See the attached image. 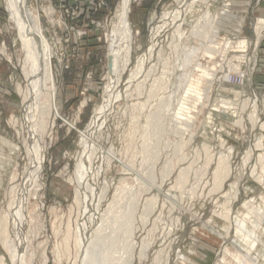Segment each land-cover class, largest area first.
I'll use <instances>...</instances> for the list:
<instances>
[{
	"label": "rangeland",
	"instance_id": "obj_1",
	"mask_svg": "<svg viewBox=\"0 0 264 264\" xmlns=\"http://www.w3.org/2000/svg\"><path fill=\"white\" fill-rule=\"evenodd\" d=\"M192 1H133L130 13L133 29L131 60L122 81L126 82L131 72L135 71L137 65L143 60L142 73L139 75L140 79L138 78L136 81L142 82L143 93L141 92L140 95H143L136 97L137 95L134 94L131 99L120 101L103 129V132L105 131L109 135L106 143L109 157L104 162L106 164L101 180L111 185H109V193L107 192L103 198L105 201H101L100 208L102 212L106 210L105 207L108 208L118 186L123 187L122 185L126 184L123 188L136 195L137 206H135L134 219L137 225H134L136 232L133 233L132 241L137 246L134 244L135 248L133 256L130 257V264H239L236 255L240 254V249L237 245L243 249L245 247L243 241L239 240L235 234L237 230L235 217L239 218L241 216L239 214L246 211L243 204L248 201L254 208L259 209L258 214L263 217L260 227L256 228L258 231L256 239L255 241L251 240L249 245L252 251L250 257L253 259L246 260L245 264H264V170H262L264 166V130L261 127L264 126V32L260 40H256L257 36L255 35L257 21L264 20V0H207L208 5L198 3L193 7L190 4ZM107 2L112 5L110 6L112 9L105 14L106 12H95L94 6L93 8L88 6L90 4L88 0H66L64 7L59 6L56 0H27L28 9L37 17L40 31L49 49L50 67L53 74V82L50 86L53 91V106L46 119L45 164L43 173L40 175V183L38 182L39 187H31L23 197L22 183L26 175L31 172V157L24 135L21 134L23 132L19 121L23 109V97L20 89L25 86L24 74L21 70L24 53L21 49V39L18 38L16 27L5 8L4 0H0V225H2L3 219L5 222V219L8 218L11 208L23 200L21 209L24 230L21 232V240L24 239L22 250L25 253V258L20 264H77L78 225L82 223L88 207L86 198L84 199L85 195L83 196L84 192L79 190L73 180L74 169L78 162L75 154L80 151L81 134L104 102V93L108 84L106 77L110 50L109 37L117 21L116 16L121 0H107ZM75 6H79L78 10ZM174 11L175 13L176 11L183 12V17L184 15L185 17H181L182 20L178 18V21H173ZM207 12L212 18L215 17V32L219 33L216 35L218 38L215 36L214 39L210 34L209 38L207 37V40L210 39L209 41L203 40V38L198 39L193 35L194 30L199 26L196 22L202 25L204 14ZM167 13H171V17L164 20V15ZM165 23L166 25H164ZM175 29L179 35L177 33L175 35ZM178 36H180L179 39ZM227 40L232 41V45L229 47L225 45ZM243 40L248 41V44L251 43L246 55L241 53L242 49L239 48V51L236 48ZM214 46L216 47L214 57L203 51L208 47L214 48ZM175 48L177 49L175 50ZM192 49L199 51L193 53L189 60L191 64L188 62L189 66L186 68L183 64V54ZM219 51L222 53L219 54ZM222 57L225 58V61ZM221 66L222 68H220ZM148 72L150 74L146 76ZM212 72L214 73L212 74ZM248 73L252 78L250 86L245 83ZM159 75H162L163 80ZM156 79L158 83L155 81ZM145 81L146 84L143 83ZM189 81H192V84ZM181 82L183 83L181 84ZM143 84L146 85V88ZM152 84L157 86V90H154L156 93L155 96L153 93L154 97L150 95L151 98L149 91L154 86ZM225 84L230 85L226 86ZM195 85H200L198 87L201 89L202 99L198 96H193V98L191 96L193 94H189L190 89L193 90ZM222 86L224 87L222 88ZM240 88L244 90L242 93H240ZM164 96L165 98L170 97L171 100V106L165 115V119L168 121L162 120L165 122L161 123L163 130L158 128V133L155 131L154 133L151 132L153 131L151 127L145 126L147 125L145 124L147 123L146 119L152 111L154 113L155 109H158V104ZM188 96L193 98L190 99L191 101L189 100L192 103L189 102V105L191 107L194 105V110L188 106L192 111L191 118H196L187 125L189 128L192 126L191 129L186 125L183 128V122L175 118L180 105L185 101L182 99L190 98ZM195 98H199L201 101L198 99L197 103ZM234 98L246 104L241 126L231 125L228 118L234 115V110L231 107L230 110L227 109L226 105L222 103L229 100L234 103ZM148 99L151 102L147 103ZM138 103L146 108L143 106L142 108L138 107L137 110L132 109V106L139 105ZM223 105L226 109L222 108ZM178 106L179 108H176ZM254 106H256L257 114L255 121L251 122L248 115ZM194 112L197 113L194 114ZM17 118L19 120L15 121ZM143 127H146L145 130L149 128L146 130L147 133L146 131L144 133ZM176 128L184 131L181 130L180 135L176 136L175 133L177 134L179 130ZM169 130H171L170 133ZM145 134L147 135L145 136ZM153 134L157 135L152 136ZM101 136L103 137L102 133L96 134L95 139L100 141ZM144 136L147 139L149 137L148 140L151 141V144L149 141L147 143ZM156 137L160 142L156 141ZM189 137L190 139H188ZM146 145L150 147L151 153ZM201 146L203 149L200 148ZM193 147L195 150L197 149L198 154L193 151ZM145 149L148 150L146 151L148 153H145ZM174 151H179L181 154ZM193 152L195 155L192 154ZM209 153L214 157H210ZM227 154H231L229 155L231 160L229 159V163H227V166H230H228L229 175L224 180L222 188L217 190L214 175L218 163L217 158ZM199 155L200 157H198ZM182 156L185 160L182 159ZM260 156H262L261 159ZM181 160L182 162H179ZM187 167H190L191 170L189 169L185 186L183 185L180 189L177 186L179 173ZM149 176L153 179H151L150 186L145 185L147 183L145 180ZM254 178L255 180H253ZM178 188L180 191L182 190L181 193ZM139 193L141 195H138ZM167 193L170 195L169 201L170 199L175 200L173 209L170 205L171 202L165 201ZM226 194L228 198H232L229 199L228 206H225L227 210L223 205L224 199L222 198ZM219 198L221 199L219 200ZM219 203H222V206ZM148 204L151 205L150 213L148 212L145 218L143 215H145ZM18 207L20 206H14V209ZM231 209L233 215L230 224L225 220L224 211ZM251 220L254 221V218ZM170 222L172 226H169ZM2 226H0V264H11V257L18 250H15L13 242L16 230L10 220H7L6 229ZM229 230L231 231L228 237ZM4 241H6V246ZM144 249L145 251L142 253ZM139 253L142 254L141 257H139ZM155 257L158 259L157 262H155Z\"/></svg>",
	"mask_w": 264,
	"mask_h": 264
},
{
	"label": "bare ground",
	"instance_id": "obj_2",
	"mask_svg": "<svg viewBox=\"0 0 264 264\" xmlns=\"http://www.w3.org/2000/svg\"><path fill=\"white\" fill-rule=\"evenodd\" d=\"M134 0H121L120 6H119V10L116 16V23L114 24L113 27V32L111 33L110 37H109V41H110V50H109V57H108V73H107V77H106V81L108 82L106 89H105V93H104V102L103 104L99 107V109L94 113V117L91 120V122L89 123V125L87 126V128L83 131V133L81 134V138H80V143H79V147H80V151L77 152L75 155L77 157V165L75 166L74 169V176H73V180L74 182L77 184V187L79 188V190L83 193V196L85 195L84 199L86 198V204L88 207V211L84 214V219L82 220V223H79L78 225V234H77V245H78V255H77V264H130V257L131 255L133 256L132 253H134L133 249L135 248L134 244L132 241L133 238V233L135 231L134 229V225L137 223H135V209L137 206L136 205V195H134V193L128 192V190H125L123 187H125V185H122L123 187H119L116 189V193L114 196L113 201H111V204L109 203L108 208H104L106 209L105 211L102 212L100 205H101V201L103 200L104 196L107 195L109 185L106 182H103L101 180L103 171H104V162L108 160V153L109 150H106V143L108 141L109 135L104 131L103 129L106 127L107 125V121L108 118L111 117L110 115H112L113 110L116 108V105H118V103H120V101H126L129 100L133 97V95H137L136 97H140L142 95L141 92L142 90V82H136L137 79L139 78V75H141L142 73V69H143V65L144 63L142 61H140L141 63H139V65H137L136 70L131 72L129 78L127 79L126 82L122 81V77L125 74L130 60H131V41L133 38V29L131 26V21H130V13H131V7L133 4ZM207 0H193L191 4V6L193 7V5H197L198 3H200L201 5H204L206 3ZM185 2V1H184ZM191 2V1H190ZM212 2V1H211ZM210 3V2H208ZM4 5L6 10L8 11L11 20L13 21L15 27H16V32L18 35V38L21 39V43H22V51L24 53V60L23 62V68H21V70H23V76H24V84L25 86L23 88L20 89V93L22 94L23 97V104H22V115L20 120L17 118L15 119V121H20L21 122V131L24 135V140L28 146V152L30 154V173H28L26 175V177L23 180L22 183V194L23 197L27 194V192L29 191V189L31 187H39L38 182L40 183V175L43 173V169H44V160H45V141L44 138L46 136V132H47V122L46 119L48 118V116L50 115V110L52 108V96H53V91L52 88L50 87L52 84V80H53V74H52V68L50 67V54L48 53L49 49L47 46L46 41H44V38L42 36V33L40 31V27H39V21L37 22V17H35L33 15V13L28 9V3L27 0H4ZM208 5L207 3L205 4V6ZM190 6V8H191ZM181 7V6H179ZM212 7V6H211ZM182 8V7H181ZM186 8V5H185ZM189 8V11H191ZM207 8V7H206ZM179 9V8H178ZM177 10V9H176ZM193 11V10H192ZM195 11V10H194ZM201 11V10H200ZM172 12V11H171ZM175 13V11L173 12ZM187 13V11L185 12V14ZM163 16V13H162ZM191 16V15H190ZM202 16V15H201ZM168 17H171V13H167L164 15V20H166ZM183 17V12H177L173 15L172 14V18L173 21L175 20H179L178 18ZM185 17V15H184ZM183 17V18H184ZM171 18V21H172ZM181 18V20L183 19ZM201 18V17H200ZM199 18V19H200ZM204 21H203L200 25L198 22H196L199 26H197V29L194 30L193 35L196 36L198 39H202L207 40V37L211 34L214 39V37L219 33H216V24H215V17H211L210 13L207 12L206 14H204L203 17ZM205 22V23H204ZM172 23V22H171ZM175 23V22H173ZM172 23V24H173ZM182 23V21H181ZM195 24V25H197ZM166 25V23L164 24ZM181 27V25H179ZM256 29H255V35L257 36L256 40H260V38L263 35L264 32V20H259L257 21V25H255ZM178 27V26H177ZM194 27V26H193ZM196 27V26H195ZM160 28V27H159ZM165 28V27H164ZM179 28V27H178ZM177 28V29H178ZM157 29V28H156ZM176 30L175 35H177L178 31ZM177 33V34H176ZM179 35V34H178ZM185 35V34H184ZM186 36V35H185ZM180 36H178L179 39ZM175 38V37H174ZM187 38V37H186ZM205 38V39H204ZM209 38V37H208ZM216 38H218V36H216ZM187 40V39H186ZM218 40V39H217ZM224 40V39H222ZM252 40V39H251ZM175 41V40H174ZM180 41V40H179ZM232 42V41H231ZM230 41H225V45L226 46H231L232 43ZM258 42V41H257ZM256 42V43H257ZM177 43V42H176ZM179 45V43H177ZM198 44V43H197ZM196 44V45H197ZM249 44H251L249 42ZM248 41L246 42L245 40L240 41L239 45L236 47L237 50L242 49L241 53H245L247 50L249 51V45ZM258 44V43H257ZM204 45V44H203ZM210 45V43L208 44V46ZM175 46H177L175 44ZM173 46V47H175ZM188 46V45H187ZM216 46V45H215ZM214 46V48H210L208 47V49H204L203 51H205L206 54L213 56L214 55V51L216 50V47ZM221 46V45H220ZM224 46V47H226ZM252 46V45H251ZM170 47V46H169ZM185 47V45H184ZM190 47V46H189ZM213 47V46H211ZM219 47V46H218ZM202 48V47H201ZM227 48V47H226ZM232 48V47H230ZM235 48V50H236ZM253 48V47H252ZM177 48H175L176 50ZM179 49V48H178ZM189 49V48H187ZM225 49V48H224ZM233 49V48H232ZM185 50V49H184ZM236 50V51H237ZM179 51V50H178ZM198 52V49H192L188 52H185L184 55V61L183 64L184 66H189L188 64L190 63V59L193 56L194 52ZM222 51V49H221ZM234 51V50H232ZM231 51V52H232ZM240 51V50H239ZM251 51V50H250ZM182 52H184L182 50ZM216 52V51H215ZM223 52V51H222ZM219 51V54L222 53ZM176 53V51H175ZM224 53V52H223ZM217 54V53H216ZM215 54V56H216ZM159 56V54H158ZM224 56V55H223ZM238 56V55H237ZM180 57V55H179ZM214 57V56H213ZM181 58V57H180ZM196 58V57H194ZM210 58V56H209ZM224 58V57H222ZM226 58V56H225ZM225 58L223 61H225ZM236 58V57H235ZM238 58V57H237ZM236 58V59H237ZM241 58V57H240ZM250 58V57H249ZM232 59V58H231ZM145 60V59H144ZM180 60V59H179ZM227 60V58H226ZM233 60V59H232ZM241 60V59H240ZM231 61V60H230ZM242 61V60H241ZM249 61V60H248ZM247 61V62H248ZM189 62V63H188ZM222 62V61H220ZM219 62V63H220ZM167 63V62H166ZM177 63V61H176ZM194 63V61L192 62V64ZM218 63V62H217ZM244 63V62H243ZM191 64V63H190ZM201 65V64H200ZM252 65V64H251ZM199 66V63H198ZM249 66V65H248ZM166 67V65H165ZM164 67V68H165ZM168 67V66H167ZM181 67V66H180ZM163 68V71L166 69ZM199 69V67H197ZM217 68V67H216ZM219 68V66H218ZM217 68V69H218ZM222 68V66L220 67ZM251 68V67H250ZM181 69V68H179ZM185 69V68H184ZM190 69V68H189ZM213 69V68H212ZM167 70V69H166ZM182 70V69H181ZM187 70V69H186ZM201 70V69H200ZM199 70V71H200ZM203 71V70H202ZM247 71V70H246ZM151 72V70H150ZM150 72H148V74H146V76L150 74ZM221 72V71H220ZM165 72H163L164 74ZM205 72H203L204 74ZM214 72H212L213 74ZM245 73V72H244ZM152 74V72H151ZM162 74V73H161ZM187 74V73H186ZM185 74V75H186ZM202 74V73H200ZM209 74V73H208ZM216 74V73H215ZM165 75V74H164ZM205 75V74H204ZM219 75V74H218ZM241 75V74H240ZM244 75V74H243ZM144 76V77H146ZM160 76V75H159ZM162 76V75H161ZM160 76V78H162ZM201 76V75H200ZM207 76V74H206ZM227 76V75H226ZM141 77V76H140ZM164 77V76H163ZM187 77V76H186ZM196 77V76H195ZM199 77V76H198ZM213 77V76H212ZM211 77V78H212ZM218 77V76H217ZM225 77V76H224ZM149 78V77H148ZM183 78V77H182ZM202 78V77H201ZM204 78V77H203ZM220 78V77H219ZM218 78V80H219ZM222 78V77H221ZM140 79V78H139ZM144 79V78H143ZM159 79V78H158ZM205 79V78H204ZM227 79V78H226ZM247 81L245 82L247 86L251 85L252 82V78H251V74L248 73L247 76ZM145 80V79H144ZM147 80V78H146ZM163 80V78H162ZM186 80V79H184ZM192 80V79H191ZM195 80V79H193ZM192 80V81H193ZM210 80V78H209ZM213 80V78H212ZM224 80V79H223ZM222 80V82H223ZM140 81V80H139ZM142 81V80H141ZM148 81V80H147ZM157 82V79L155 80ZM160 81V80H158ZM192 81H189L192 84ZM197 81V80H196ZM203 81V80H202ZM161 82V81H160ZM186 82V81H185ZM198 82V81H197ZM144 84H146V81L143 82ZM154 83V82H153ZM158 83V82H157ZM183 82H181L182 84ZM219 83V82H218ZM229 83V82H228ZM242 83V82H241ZM143 84V86H144ZM156 84V83H155ZM196 84V82H195ZM217 84V83H216ZM154 85V84H152ZM180 85V84H179ZM208 85V84H207ZM212 85V82L210 83V86ZM226 86L230 85V84H225ZM168 86V85H167ZM196 87L193 88V90H191L190 88V93L187 91V93L189 94H193L191 95L192 97H200L201 98V89L199 88L200 85H195ZM199 86V87H198ZM18 87V86H17ZM146 88V85L144 86ZM153 88L149 91V96L151 95L152 97H154L156 95V93L154 92V90L156 89L157 86H152ZM190 87V84H189ZM224 86H222L223 88ZM237 87V86H236ZM241 87V86H239ZM144 88V90H145ZM218 88V87H217ZM166 89V87H165ZM157 90V89H156ZM164 90V87H163ZM208 90V89H207ZM241 90V88H240ZM204 91V89H203ZM244 90H241L240 93H242ZM165 92V91H164ZM183 92V91H182ZM185 92V90H184ZM212 92V91H211ZM143 93V92H142ZM153 93L154 96H153ZM166 93V92H165ZM162 94V93H161ZM209 94V93H208ZM239 94V93H238ZM183 96V94H181ZM237 95V94H236ZM150 96V97H151ZM167 96V95H166ZM170 96V95H169ZM173 96V94H172ZM185 96V95H184ZM191 96H188L190 98H184L182 99L184 102L182 103V105H180V109H178L179 111H177V113L175 114V118L178 119V121L183 122V128L184 126L188 125L189 122H191V120H195L196 118L192 117V111L191 109L188 108L191 107L189 105V102L191 101L190 99L192 98ZM216 96V95H215ZM223 96V95H222ZM149 97V99H150ZM151 97V98H152ZM181 97V96H180ZM205 97V96H204ZM224 97V96H223ZM183 98V97H182ZM194 98V97H193ZM192 98V99H193ZM214 98V97H213ZM135 99V98H134ZM142 99V98H140ZM148 99V100H149ZM162 99V98H161ZM199 99V98H198ZM198 99H194L195 101ZM202 99V98H201ZM201 99H199L201 101ZM173 100V99H172ZM181 100V99H180ZM179 100V101H180ZM181 100V101H182ZM190 100V101H189ZM239 100V99H238ZM235 98L233 99V102H230L232 100L229 101H224L222 102L224 105H226L225 107H227V109L230 110V107L233 108L234 110V115H232V117L228 118L231 125H237V126H241L243 119H244V109L246 108V104L243 101H238ZM131 101V100H130ZM162 101V102H161ZM160 101V104H158V109H155V112L152 113L147 117V125L148 127H151L153 131L151 132H156L158 128L163 130L162 124L161 123H165L164 120L165 119V115L167 114V112L169 111L170 108V97L168 98H163V100ZM180 101V103H181ZM209 101V100H208ZM217 101V100H216ZM223 101V100H222ZM151 102L150 100L147 102L149 103ZM197 102V101H196ZM204 102V101H203ZM211 102V101H210ZM220 103V101H217ZM191 103V102H190ZM194 103V102H193ZM198 103V102H197ZM218 103V104H219ZM139 104V103H138ZM146 104V103H145ZM192 104V103H191ZM150 105V104H149ZM152 105V104H151ZM177 105H179V103L177 102ZM197 105V104H196ZM217 105V104H216ZM222 105V104H220ZM224 105L222 106V108L224 107ZM144 105H141V103L139 105H133L132 109L137 110L138 107H143ZM194 106V105H193ZM193 106L191 107L193 109ZM198 106V105H197ZM145 107V106H144ZM148 107V104H147ZM154 107V106H153ZM151 107V108H153ZM201 107V106H200ZM224 107V108H225ZM146 108V107H145ZM149 108V107H148ZM147 108V109H148ZM157 108V107H156ZM176 108H179L176 107ZM214 108V107H213ZM216 108V107H215ZM253 108V107H252ZM144 109V108H143ZM142 109V110H143ZM226 109V108H225ZM141 110V109H140ZM141 110V111H142ZM146 110V109H145ZM150 110V108H149ZM194 110V109H193ZM147 111V110H146ZM176 111V110H175ZM197 111V110H196ZM251 112L249 113V120L251 122L255 121V116L257 114V109L256 106H254V108L252 110H250ZM149 113V112H148ZM197 112H194V114ZM230 113V112H229ZM200 114V113H199ZM173 115V114H172ZM223 115V114H222ZM221 116V115H220ZM217 118V117H216ZM221 118V117H220ZM207 119V118H206ZM176 120V119H174ZM208 120V119H207ZM220 120V119H219ZM165 121H168L165 119ZM14 122V120H13ZM175 122V121H174ZM172 123V122H171ZM177 123V121H176ZM194 123V122H193ZM192 123V124H193ZM175 124V123H174ZM180 124V123H178ZM208 124V122H207ZM16 125V123H15ZM182 125V124H181ZM180 125V126H181ZM165 126V125H164ZM167 126V125H166ZM176 126V125H174ZM179 126V128H181ZM208 126V125H207ZM206 126V127H207ZM147 127V128H148ZM162 127V128H161ZM171 127V124H170ZM222 127V126H221ZM262 129L264 130V126ZM144 128V127H143ZM146 128V127H145ZM144 128V133L146 130ZM178 128V129H179ZM187 128H189L187 126ZM192 126L189 128L191 129ZM208 128V127H207ZM218 128V127H217ZM216 128V129H217ZM20 129V128H19ZM165 129V128H164ZM171 129V128H170ZM176 128V130H178ZM214 129V128H213ZM260 129V128H259ZM161 130V131H162ZM175 130V129H173ZM180 130V131H179ZM177 134L175 133V135L177 136L178 134L180 135L179 132L184 131L183 129H179ZM20 131V130H19ZM142 131V132H143ZM149 131V132H150ZM165 131V130H164ZM171 130H169L170 133ZM186 131V130H185ZM219 131V130H218ZM148 131H146L147 133ZM154 132V133H155ZM187 132V131H186ZM190 132V131H188ZM221 132V130H220ZM224 132V131H223ZM103 135V137L101 136V139H99L100 141L95 139V135L96 134H101ZM162 133V132H161ZM163 134V133H162ZM183 133H181L182 135ZM191 134V132H190ZM229 134V133H227ZM147 134H145L146 136ZM149 135V133H148ZM155 134H153L152 136H154ZM157 135V134H156ZM155 135V136H156ZM160 135V134H159ZM178 135V136H179ZM186 135V134H184ZM194 135V134H193ZM192 135V136H193ZM144 136V137H145ZM170 136V135H169ZM173 136V135H172ZM183 136V135H182ZM181 136V137H182ZM227 136V135H225ZM158 137V136H157ZM156 137V139H157ZM160 137V136H159ZM171 137V136H170ZM174 137V136H173ZM185 137V136H184ZM183 137V138H184ZM191 137V136H190ZM190 137L188 139H190ZM220 137V136H219ZM228 137V136H227ZM146 138V137H145ZM180 137H178L179 139ZM229 138V137H228ZM147 139V138H146ZM149 139V137H148ZM147 139V143L151 141H149ZM153 139V138H151ZM177 139V138H176ZM180 140V139H179ZM219 140V139H218ZM145 141V140H144ZM149 141V142H148ZM153 141V140H152ZM159 141V138L156 140ZM170 141V140H169ZM190 141V140H189ZM217 141V140H216ZM220 141V140H219ZM2 142V141H1ZM160 142V141H159ZM171 142V141H170ZM182 142V140H181ZM213 142V141H212ZM221 142V141H220ZM4 143V142H2ZM6 143V142H5ZM145 143V142H144ZM145 143V144H147ZM156 143V142H155ZM180 143V142H179ZM178 143V144H179ZM209 143V142H208ZM8 145V143H6ZM168 144V143H167ZM221 144V143H220ZM261 144V143H260ZM259 144V145H260ZM4 145V144H3ZM6 145V146H7ZM153 145V144H152ZM166 145V144H165ZM171 145V144H170ZM181 145V144H180ZM177 146L178 148L180 147ZM183 145V143H182ZM181 145V146H182ZM185 145V144H184ZM204 145V144H203ZM258 145V144H257ZM9 146V145H8ZM50 146V145H49ZM78 146V145H77ZM147 146V145H146ZM150 146V145H149ZM156 146V145H155ZM154 146V147H155ZM176 146V145H175ZM221 146V145H220ZM219 146V147H220ZM261 146V145H260ZM10 147V146H9ZM13 147V146H12ZM78 147V148H79ZM148 147V146H147ZM176 147V148H177ZM206 147V146H205ZM259 147V146H257ZM27 148V147H26ZM157 148V146H156ZM159 148V147H158ZM175 148V147H174ZM194 148V147H193ZM201 149H203V147H200ZM207 148V147H206ZM222 148V147H221ZM226 148V147H225ZM13 149V148H11ZM150 149V147H148V150ZM205 149V148H204ZM112 150V149H111ZM145 149V153H148L146 151H148ZM176 150V149H175ZM197 150V149H196ZM195 148L193 151H195L196 153L198 151H196ZM200 150V149H199ZM208 150V148H207ZM210 150V149H209ZM208 150V151H209ZM215 150V149H213ZM204 151V150H203ZM206 151V149H205ZM219 151V150H218ZM230 151V150H229ZM228 151V152H229ZM151 153V149L149 151ZM156 152V151H155ZM175 152V151H174ZM179 151L175 152L178 153ZM182 152V151H181ZM195 152H193L192 154H194ZM207 152V151H206ZM211 152V150L209 151ZM224 152V151H223ZM227 152V151H226ZM180 153V152H179ZM208 153V152H207ZM206 153V154H207ZM161 154V153H160ZM181 154V153H180ZM198 154V153H197ZM203 154V153H202ZM205 154V152H204ZM203 154V155H204ZM216 154V153H215ZM218 154V153H217ZM224 154V153H223ZM195 155V154H194ZM194 155H192V157H194ZM210 155V153H209ZM214 155V154H213ZM220 155V154H219ZM231 154H227V155H221L218 159V163H217V167L215 169V177H216V184H215V188L217 190L222 188V185L224 183V180L228 177L229 175V168L227 166V163H229V159ZM249 155V154H248ZM151 156V155H150ZM197 156V155H196ZM195 156V157H196ZM205 156V155H204ZM207 156V155H206ZM217 156V155H216ZM264 156V155H263ZM75 157V156H74ZM149 157V156H148ZM159 157V156H158ZM183 157V156H182ZM200 157V155L198 156ZM210 157H214L212 155H210ZM262 156H260L261 159ZM147 158V157H146ZM152 158V157H151ZM154 158V157H153ZM264 158V157H263ZM262 158V159H263ZM149 159V158H148ZM182 159L185 160V158L183 157ZM200 159V158H199ZM213 159V158H212ZM145 160V159H144ZM151 160V159H150ZM183 160V161H184ZM231 160V159H230ZM146 161V160H145ZM113 162V161H112ZM144 162V161H143ZM171 162V161H169ZM179 162H182L179 161ZM178 162V163H179ZM261 162V161H260ZM199 163V162H198ZM1 164V162H0ZM140 164V163H139ZM157 164V162H156ZM168 164V163H167ZM171 164V163H170ZM170 164H169V168H170ZM181 164V163H180ZM207 164V163H206ZM261 164V163H260ZM264 164V163H263ZM141 165V164H140ZM147 165V163H146ZM145 165V166H146ZM154 165V164H152ZM165 166V165H164ZM190 166V165H189ZM230 167V166H229ZM153 169V168H151ZM189 169L191 170L190 167H187L185 169H182L179 173V177H178V182H177V186L182 189L183 185L186 183L187 178H188V174H189ZM130 170V169H129ZM139 170V169H138ZM264 170V166L263 169ZM165 171V170H164ZM171 171V169H170ZM146 172V171H145ZM144 172V173H145ZM151 172V171H150ZM169 173V171H168ZM129 174V173H128ZM152 174V173H151ZM150 174V176H151ZM140 175V174H139ZM149 175V174H148ZM168 175V174H167ZM213 175V176H214ZM137 176V175H135ZM147 177V179L145 180L147 183L145 185H149L150 183H152V178H153V174H152V178L151 177ZM253 176H255V174H253ZM264 176V175H263ZM139 177V176H138ZM261 177V176H260ZM140 178V177H139ZM252 178V177H251ZM258 181L259 180V177ZM262 178V177H261ZM137 179V177H136ZM152 179V180H151ZM144 180V179H142ZM255 180V178L253 179ZM110 181V180H109ZM123 181V180H122ZM257 181V180H256ZM108 182V180H107ZM144 182V181H143ZM156 182V181H155ZM113 183V182H112ZM261 183V182H260ZM139 185V183H138ZM142 185V184H141ZM140 185V186H141ZM161 185V184H160ZM192 185V184H191ZM236 185V184H235ZM131 186V185H130ZM185 186V185H184ZM234 186V185H233ZM127 187V186H126ZM139 187V186H138ZM146 187V186H145ZM231 187V186H230ZM235 187V186H234ZM132 188V187H131ZM130 188V189H131ZM162 188V187H161ZM175 188V187H174ZM178 188V190H179ZM134 189V187H133ZM146 189V188H145ZM204 189V188H203ZM214 189V188H213ZM78 190V189H77ZM176 190V189H175ZM174 190V191H175ZM177 190V191H178ZM130 191V190H129ZM132 191V190H131ZM149 191V190H148ZM171 191V190H170ZM169 191V192H170ZM173 191V190H172ZM182 191V190H181ZM181 191L179 190V192L181 193ZM194 191V189H193ZM136 192V191H134ZM160 192V191H159ZM196 192V191H195ZM79 193V192H78ZM109 193V192H108ZM138 193V192H137ZM179 193V194H180ZM192 193V192H191ZM190 193V194H191ZM80 195V194H79ZM78 195V196H79ZM138 195H141L140 193ZM158 195V194H157ZM196 195V194H195ZM230 195V194H229ZM260 195V194H259ZM77 196V197H78ZM164 196V195H163ZM254 196V195H253ZM258 196V195H257ZM222 197V196H221ZM232 197V196H231ZM262 197V195H261ZM106 198V197H105ZM170 198L169 193L166 194L165 197V201L168 200ZM175 198V197H174ZM182 198V197H181ZM224 199V207L228 206L229 204V199L232 198H228L227 194L223 195L222 197ZM255 198V197H254ZM253 198V199H254ZM24 199V198H23ZM138 199V197H137ZM176 199V198H175ZM221 198H219L220 200ZM264 199V198H263ZM107 200V199H106ZM156 200V199H155ZM191 200V199H190ZM105 201V199L103 200ZM252 201V200H251ZM264 201V200H263ZM84 202V201H83ZM97 202V204H96ZM150 202V201H148ZM154 202V200H153ZM168 202H171V208L173 209L174 207V199H170V201L168 200ZM191 202V201H190ZM221 202V201H220ZM231 202V201H230ZM23 200H20L16 206H20L18 208L14 209V206L11 208L10 213L8 218L3 219V223L2 226L3 228L7 227V220L11 222V224L13 223V227L15 228V238H14V244H15V250L18 249L17 251H15V254H13V256L11 257V264H20L24 258H25V253L22 250V242L21 240V232L24 230L23 226V211H22V207H23ZM152 203V202H151ZM150 203V204H151ZM218 203V202H217ZM85 204V202H84ZM85 204V205H86ZM139 204V203H138ZM148 204L146 206V212H145V218L148 214V212L150 213V205ZM220 204V203H219ZM222 204V203H221ZM220 204V205H221ZM254 204V202H253ZM219 205V206H220ZM244 205V212H241V216H239V218L236 216L235 217V222H236V227L237 230L235 231L236 236L238 237L239 240L243 241L244 244V249L239 247V245H237V247L240 249L239 255H236V259L238 260L239 264H245L246 260H251L253 258L250 257L251 255V249L249 248L250 245V241L256 239V236L258 234V231L256 230L257 227H260L261 224V215L258 214L260 211L259 209H256L252 206V204L250 202L247 201V203L243 204ZM107 206V205H106ZM222 206V205H221ZM102 207V206H101ZM223 209L227 207H225ZM219 208V207H218ZM222 208V207H221ZM261 209V206L259 207ZM152 209V208H151ZM222 210V209H221ZM220 210V211H221ZM263 210V209H262ZM261 210V211H262ZM137 211V210H136ZM173 211V210H172ZM220 211H218V213H220ZM224 211V210H223ZM153 212V211H152ZM232 209L229 211H224L225 213V220L228 223H232ZM217 213V212H215ZM214 213V214H215ZM144 214V213H143ZM264 214V213H263ZM137 215V214H136ZM218 215V214H217ZM216 215V216H217ZM222 215H224L222 213ZM142 216V217H143ZM215 216V215H214ZM221 216V215H220ZM138 217V216H137ZM167 217V216H166ZM148 218V217H147ZM150 218V217H149ZM254 218V221H252L251 219ZM170 219V218H169ZM223 219V218H222ZM172 220V219H171ZM170 221V220H169ZM168 221V222H169ZM138 222V221H137ZM146 222V221H145ZM167 222V221H166ZM177 222V221H176ZM160 223V222H159ZM1 224V223H0ZM145 224V223H144ZM167 224V223H166ZM169 226L171 225V222L168 223ZM176 224V223H175ZM167 226V225H166ZM172 226V225H171ZM137 227V226H135ZM230 227V226H229ZM249 227V228H248ZM144 228V227H143ZM167 228V227H165ZM249 229V231H248ZM2 230V229H1ZM137 230V229H136ZM139 230V229H138ZM227 230V229H226ZM231 230L228 231L227 236L229 237V232ZM6 231L4 230V233ZM136 232V231H135ZM3 233V232H2ZM171 233V232H170ZM136 234V233H135ZM154 234V233H153ZM1 236V235H0ZM167 236V235H166ZM1 238V237H0ZM24 238V235H23ZM168 238V237H167ZM1 240V239H0ZM135 240V239H134ZM5 246L6 241H4ZM252 244V243H251ZM254 244V242H253ZM255 245V244H254ZM137 246V244H136ZM137 248V247H136ZM230 248V247H229ZM10 249H12V246H10ZM138 249V248H137ZM143 249V248H142ZM136 251V250H135ZM145 249L143 250L142 253H144ZM139 257H141V253H139ZM159 255V254H158ZM135 257V256H134ZM250 257V258H249ZM156 259V257H155ZM158 259H156L155 262H157ZM132 261V260H131ZM1 262V261H0ZM133 263V262H132ZM157 264V263H156Z\"/></svg>",
	"mask_w": 264,
	"mask_h": 264
},
{
	"label": "built area",
	"instance_id": "obj_3",
	"mask_svg": "<svg viewBox=\"0 0 264 264\" xmlns=\"http://www.w3.org/2000/svg\"><path fill=\"white\" fill-rule=\"evenodd\" d=\"M56 2L59 3V6H62V7L66 6V0H56ZM88 3H90L88 5L89 7L93 8V6H94L95 12H97V11L106 12L105 14H107L112 9V7L110 9V6H112V5L108 4L107 0H88ZM75 7L78 10L79 6H75ZM72 10H73V8H72ZM111 15H113V14H111ZM108 16H109V14H108Z\"/></svg>",
	"mask_w": 264,
	"mask_h": 264
},
{
	"label": "crops",
	"instance_id": "obj_4",
	"mask_svg": "<svg viewBox=\"0 0 264 264\" xmlns=\"http://www.w3.org/2000/svg\"><path fill=\"white\" fill-rule=\"evenodd\" d=\"M263 7H264V2H263Z\"/></svg>",
	"mask_w": 264,
	"mask_h": 264
}]
</instances>
